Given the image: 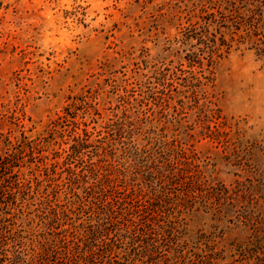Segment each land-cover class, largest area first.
I'll return each instance as SVG.
<instances>
[{"label": "rangeland", "instance_id": "obj_1", "mask_svg": "<svg viewBox=\"0 0 264 264\" xmlns=\"http://www.w3.org/2000/svg\"><path fill=\"white\" fill-rule=\"evenodd\" d=\"M0 264H264V0H0Z\"/></svg>", "mask_w": 264, "mask_h": 264}]
</instances>
